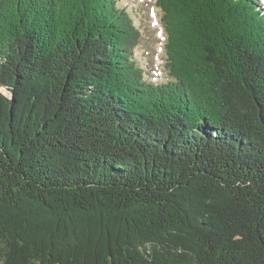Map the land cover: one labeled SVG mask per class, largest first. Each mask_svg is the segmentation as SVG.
Here are the masks:
<instances>
[{
	"label": "trees",
	"instance_id": "16d2710c",
	"mask_svg": "<svg viewBox=\"0 0 264 264\" xmlns=\"http://www.w3.org/2000/svg\"><path fill=\"white\" fill-rule=\"evenodd\" d=\"M155 3L161 82L121 0H0V264H264L262 2Z\"/></svg>",
	"mask_w": 264,
	"mask_h": 264
},
{
	"label": "rangeland",
	"instance_id": "374dc122",
	"mask_svg": "<svg viewBox=\"0 0 264 264\" xmlns=\"http://www.w3.org/2000/svg\"><path fill=\"white\" fill-rule=\"evenodd\" d=\"M135 20L141 31V44L135 50V56L145 67V77L149 80L156 79L161 82L164 76V33L155 13V0H121ZM261 9L264 10V0ZM155 13V14H154ZM2 91L9 97L11 94L6 89Z\"/></svg>",
	"mask_w": 264,
	"mask_h": 264
}]
</instances>
